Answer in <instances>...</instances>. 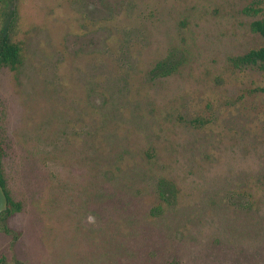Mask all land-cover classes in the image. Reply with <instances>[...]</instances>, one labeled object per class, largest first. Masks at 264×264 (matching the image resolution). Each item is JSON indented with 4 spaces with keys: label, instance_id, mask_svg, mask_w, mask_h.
<instances>
[{
    "label": "rangeland",
    "instance_id": "rangeland-1",
    "mask_svg": "<svg viewBox=\"0 0 264 264\" xmlns=\"http://www.w3.org/2000/svg\"><path fill=\"white\" fill-rule=\"evenodd\" d=\"M9 7L22 62L0 70V155L22 208L0 261L264 264V71L232 61L264 47V0Z\"/></svg>",
    "mask_w": 264,
    "mask_h": 264
},
{
    "label": "trees",
    "instance_id": "trees-1",
    "mask_svg": "<svg viewBox=\"0 0 264 264\" xmlns=\"http://www.w3.org/2000/svg\"><path fill=\"white\" fill-rule=\"evenodd\" d=\"M9 4L10 0H0L1 8H3V14L0 16L3 19V25L0 28V70L2 68H9L14 71L18 69L22 62V47L13 40V30L16 23L17 13L15 9H11V7L8 9L6 8ZM252 30L264 37V19L255 21L252 24ZM232 61L238 69L258 67L264 71V47L258 50H253L243 56L233 59ZM178 66L179 63L177 64V56L175 53H172L167 60L157 65V67L153 70V76L157 78L170 76L177 71ZM261 91L264 92V89ZM0 180L9 199L8 210L0 216V222H2L6 221L7 217L15 212L21 211L22 206L20 203L14 202L7 189V184L2 172L1 155ZM159 192L162 200L167 204H172L175 201L176 187L173 183L162 182L159 187ZM5 230L7 233H10V230L7 227ZM3 263V260H1L0 264Z\"/></svg>",
    "mask_w": 264,
    "mask_h": 264
},
{
    "label": "water",
    "instance_id": "water-1",
    "mask_svg": "<svg viewBox=\"0 0 264 264\" xmlns=\"http://www.w3.org/2000/svg\"><path fill=\"white\" fill-rule=\"evenodd\" d=\"M9 208V199L0 180V216Z\"/></svg>",
    "mask_w": 264,
    "mask_h": 264
}]
</instances>
